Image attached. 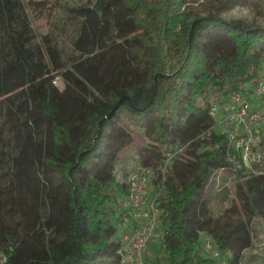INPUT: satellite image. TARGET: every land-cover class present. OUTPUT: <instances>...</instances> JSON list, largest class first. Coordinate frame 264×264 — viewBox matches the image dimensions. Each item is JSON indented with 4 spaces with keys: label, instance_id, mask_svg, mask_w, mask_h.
<instances>
[{
    "label": "trees",
    "instance_id": "16d2710c",
    "mask_svg": "<svg viewBox=\"0 0 264 264\" xmlns=\"http://www.w3.org/2000/svg\"><path fill=\"white\" fill-rule=\"evenodd\" d=\"M188 3L88 0L63 8L78 35L77 55L63 60L53 34L31 46L26 10L51 22L48 1L0 0V111L17 139L14 156L0 151L14 188L0 196L5 264H120L121 235L129 232L119 230L115 199L128 183L114 190L115 168L133 144L122 112L149 142L139 160L159 187L167 264H214L222 255L243 264L254 223L264 224V174L234 169L224 136L208 133L209 106L214 94L222 102L232 91L251 100L264 66V29L186 13ZM55 74L62 90L49 78ZM179 149L187 163L175 160L162 173L166 153ZM253 150L261 153L264 139ZM224 170L235 174L231 197L213 216L207 189ZM6 212L24 221L21 230L7 224ZM206 239L217 257L201 254L200 246L211 254Z\"/></svg>",
    "mask_w": 264,
    "mask_h": 264
},
{
    "label": "rangeland",
    "instance_id": "374dc122",
    "mask_svg": "<svg viewBox=\"0 0 264 264\" xmlns=\"http://www.w3.org/2000/svg\"><path fill=\"white\" fill-rule=\"evenodd\" d=\"M22 2L37 3L42 1H48L47 5H50L53 9V20L48 22L45 14L37 9H27L26 14L28 17L29 25L33 40L31 46L35 49L40 45L41 40L48 34H53L56 37V43L63 60L77 55L73 48V42L77 38V32L68 23L67 15L63 8H74L82 6L88 2V0H20ZM188 5L185 8V12L198 15L200 17L207 16L209 14L217 13L219 17L228 23L239 22L247 27L264 29V0H230L226 4L221 5L220 0H188ZM184 9V8H183ZM58 29H57V28ZM260 73L264 74V66L261 67ZM58 74L49 77L51 80L56 81V86L62 90L63 85ZM253 84L250 85L252 88ZM213 95V94H212ZM250 97V96H249ZM212 100L220 103L221 97L219 94H214ZM221 118V111L217 115V120ZM120 123L132 134L133 144L124 153L120 155V160L115 168V183L117 187H114L115 191L123 185H127L129 179L139 173L142 168L139 160V149L142 147H149V142L142 130V127L135 124L132 118L126 115L124 112L120 114ZM12 130L10 123L7 122L4 112L0 111V151H3L8 156H14L17 152V139L12 136ZM3 140V141H2ZM184 149H179L174 152L166 153V158L169 159V166L175 160L180 163H187L181 158V153ZM203 151L200 148L198 152ZM264 156V150L261 151ZM234 169L239 167L240 163L236 160L232 162ZM264 171V163L259 167ZM13 170L7 164L3 169H0V196L8 198L14 193L8 182L12 177ZM232 172L224 170L214 175L212 184L207 189V195L209 199L210 211L213 216H218L223 207L224 202L231 197V190L233 187L234 176ZM119 188V189H118ZM158 185H154L153 182L148 188V193L155 196L158 193ZM116 192L113 193L116 196ZM115 206L117 207L118 219L120 221L119 226L124 225L125 222H131L126 212L122 210V199H115ZM8 208H6L7 210ZM10 212L5 213L7 224L11 228H16L18 231L24 226V221L19 217L12 219ZM129 219V221H128ZM126 222V223H127ZM129 222V224H130ZM120 230V228H119ZM162 233V225L159 223L156 229L155 238L149 243L146 252L143 256L144 264H167V254L163 251L161 245L160 235ZM201 254L206 258H214L213 254H209L199 247ZM230 256L222 255L219 261L214 264H228L227 260ZM110 262H106L109 264ZM111 264V263H110ZM243 264H264V224L259 221L254 223V241L251 250L245 253Z\"/></svg>",
    "mask_w": 264,
    "mask_h": 264
},
{
    "label": "built area",
    "instance_id": "2783aa9c",
    "mask_svg": "<svg viewBox=\"0 0 264 264\" xmlns=\"http://www.w3.org/2000/svg\"><path fill=\"white\" fill-rule=\"evenodd\" d=\"M53 84L56 85V81ZM250 98L251 100L232 91L219 104L213 101L209 106V116L214 125L208 133L219 131L224 136L230 151V161L239 158L237 161L240 166L235 167L236 170L258 175L264 174L259 168L264 163V156L253 148L264 139V74L253 84ZM219 110L221 118L217 120ZM168 163L169 159L164 163L162 173ZM153 179L154 173L150 169L141 168L128 181L127 193L121 206L128 212L133 228L131 232L121 235V247L118 251L120 264H144V253L155 238L162 210L157 203L159 193L155 196L148 193ZM204 249L217 257L208 239L204 240ZM5 262L6 257L0 254V264Z\"/></svg>",
    "mask_w": 264,
    "mask_h": 264
},
{
    "label": "crops",
    "instance_id": "0c3cea01",
    "mask_svg": "<svg viewBox=\"0 0 264 264\" xmlns=\"http://www.w3.org/2000/svg\"><path fill=\"white\" fill-rule=\"evenodd\" d=\"M128 221H129V219H128ZM126 222L124 225L122 224V226H120V232H123V231L131 232V230L133 228V224L130 221H129L130 224H129V222H127V223Z\"/></svg>",
    "mask_w": 264,
    "mask_h": 264
},
{
    "label": "water",
    "instance_id": "95a60500",
    "mask_svg": "<svg viewBox=\"0 0 264 264\" xmlns=\"http://www.w3.org/2000/svg\"><path fill=\"white\" fill-rule=\"evenodd\" d=\"M121 103V102H120ZM119 103V104H120ZM119 104L111 111V113L106 117V119H111L113 117V115L115 114Z\"/></svg>",
    "mask_w": 264,
    "mask_h": 264
}]
</instances>
